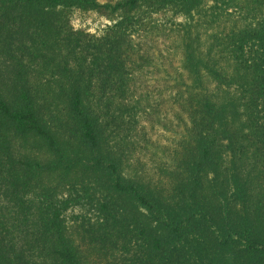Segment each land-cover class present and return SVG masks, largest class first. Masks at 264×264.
<instances>
[{
	"label": "trees",
	"instance_id": "16d2710c",
	"mask_svg": "<svg viewBox=\"0 0 264 264\" xmlns=\"http://www.w3.org/2000/svg\"><path fill=\"white\" fill-rule=\"evenodd\" d=\"M206 5L0 0V264H264V0Z\"/></svg>",
	"mask_w": 264,
	"mask_h": 264
},
{
	"label": "rangeland",
	"instance_id": "374dc122",
	"mask_svg": "<svg viewBox=\"0 0 264 264\" xmlns=\"http://www.w3.org/2000/svg\"><path fill=\"white\" fill-rule=\"evenodd\" d=\"M213 1L214 0H207L206 6L211 5ZM70 13L71 24L75 30L84 31L95 37L100 36L109 24L114 21L109 17V15L100 11H83L81 9H73ZM199 21L198 16H196L195 19L184 16L174 17L172 15V11L159 12L153 15L151 19H148L146 26L150 28L151 26H154L151 28L153 31H165L166 35L165 37L161 36L160 41L152 46L150 54L172 55L171 59H164L165 63L169 60L170 63H168L166 67L171 69V66L173 67V65H176L178 60H180V55H183L184 53L183 42L185 39H188L186 34L187 31L194 37L196 35V31L199 32L200 30L203 32L204 29L208 28L206 24H200ZM202 38L205 39L204 34H202ZM160 73H162V71ZM154 78L155 73L151 75V79ZM165 132L168 136H172L174 134L173 131Z\"/></svg>",
	"mask_w": 264,
	"mask_h": 264
}]
</instances>
